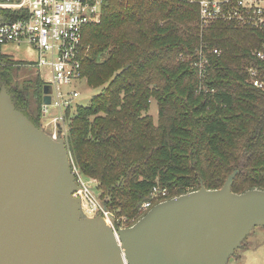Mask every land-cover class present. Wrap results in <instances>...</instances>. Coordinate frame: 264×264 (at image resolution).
I'll use <instances>...</instances> for the list:
<instances>
[{
    "label": "trees",
    "instance_id": "16d2710c",
    "mask_svg": "<svg viewBox=\"0 0 264 264\" xmlns=\"http://www.w3.org/2000/svg\"><path fill=\"white\" fill-rule=\"evenodd\" d=\"M201 45L222 51L210 55L207 92L199 91L192 63ZM83 47V77L101 92L68 112L67 145L72 167L97 181L116 219L135 225L154 187L167 189L170 200L202 184L221 189L237 173L234 193L264 190V90L248 81V69L260 66L253 51L264 48V32L205 26L195 3L106 0L100 22L84 30ZM15 66L0 48V91L6 86L27 116L33 98L39 127L45 86L38 80L20 91L12 85Z\"/></svg>",
    "mask_w": 264,
    "mask_h": 264
},
{
    "label": "water",
    "instance_id": "95a60500",
    "mask_svg": "<svg viewBox=\"0 0 264 264\" xmlns=\"http://www.w3.org/2000/svg\"><path fill=\"white\" fill-rule=\"evenodd\" d=\"M54 132L1 89L0 264H228L264 228V190L234 193L233 173L223 188L202 184L115 233L85 214L67 141Z\"/></svg>",
    "mask_w": 264,
    "mask_h": 264
},
{
    "label": "built area",
    "instance_id": "2783aa9c",
    "mask_svg": "<svg viewBox=\"0 0 264 264\" xmlns=\"http://www.w3.org/2000/svg\"><path fill=\"white\" fill-rule=\"evenodd\" d=\"M106 0H0L4 20L0 23V46L16 43L28 44L38 53L36 66L45 71L48 78H43L48 93H44L40 110L41 124L48 128L53 125L54 134L63 136L67 141L69 120L68 112L80 97L77 90H64L77 81L85 80L82 74L84 60V30L99 23ZM199 5L200 19L203 25L215 23L234 25L241 29L264 32V0H179ZM201 45L192 63L198 73L199 91L207 92L208 74L211 66L210 55L220 56L219 48L208 52ZM253 56L260 66L248 69L249 83L264 90V48L253 51ZM44 88V89H45ZM50 102H45V97ZM70 113V114H71ZM80 191L75 195L83 201L87 215L100 214L114 230L129 228L131 221L116 219L96 198L92 188L73 168ZM191 193V192H190ZM189 194V193H188ZM176 196L174 198H177ZM169 198L167 189L154 187L151 199L140 211L144 217L154 206ZM173 199V198H172Z\"/></svg>",
    "mask_w": 264,
    "mask_h": 264
},
{
    "label": "rangeland",
    "instance_id": "374dc122",
    "mask_svg": "<svg viewBox=\"0 0 264 264\" xmlns=\"http://www.w3.org/2000/svg\"><path fill=\"white\" fill-rule=\"evenodd\" d=\"M0 48L3 55L20 62V66H15L12 69L14 77L12 85L16 88L19 87L20 91L29 84H35L39 79L43 80V78H48L45 71L36 66L39 56L36 50L30 45L9 43L1 45ZM63 89H74L80 93V97L75 100V105L72 108V115L76 114L77 106H90L93 98L101 92L99 89L91 88L86 80L77 81L69 87L64 86ZM41 96V102H43L44 92H42ZM30 110L35 115H38L37 105L33 98L30 100ZM158 112L157 102L152 101L149 115L154 118L155 122L158 121ZM39 126H41V120ZM46 132L49 134L53 133V125H49L48 128H46ZM87 183L92 188L96 198L104 205V201L100 199V193L96 190L97 181L92 179L87 180ZM228 264H264V228H256L244 242L243 247L236 252L235 257L229 260Z\"/></svg>",
    "mask_w": 264,
    "mask_h": 264
},
{
    "label": "flooded vegetation",
    "instance_id": "af4514ba",
    "mask_svg": "<svg viewBox=\"0 0 264 264\" xmlns=\"http://www.w3.org/2000/svg\"><path fill=\"white\" fill-rule=\"evenodd\" d=\"M39 81L43 82V80H41V79H39ZM34 85H35V84L32 83V86H34ZM3 87H4V86H3ZM3 87H2V88H3ZM17 89H19V87H18ZM8 90H9V89H8ZM19 90H20V89H19ZM9 92H10V95H11V97H12V94H11V91H10V90H9ZM12 99H13V97H12ZM30 115H31V116H30ZM30 115H28V116L26 115V116H27L31 121H33L31 117H33V116L36 117V116H37V114L35 115L34 113L31 112V110H30Z\"/></svg>",
    "mask_w": 264,
    "mask_h": 264
},
{
    "label": "crops",
    "instance_id": "0c3cea01",
    "mask_svg": "<svg viewBox=\"0 0 264 264\" xmlns=\"http://www.w3.org/2000/svg\"><path fill=\"white\" fill-rule=\"evenodd\" d=\"M235 257V256H234Z\"/></svg>",
    "mask_w": 264,
    "mask_h": 264
}]
</instances>
